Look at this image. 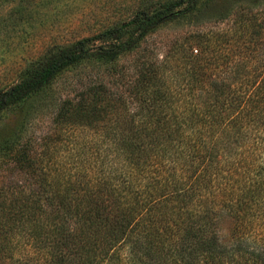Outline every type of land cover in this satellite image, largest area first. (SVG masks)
I'll list each match as a JSON object with an SVG mask.
<instances>
[{"label":"trees","instance_id":"16d2710c","mask_svg":"<svg viewBox=\"0 0 264 264\" xmlns=\"http://www.w3.org/2000/svg\"><path fill=\"white\" fill-rule=\"evenodd\" d=\"M221 1L163 3L50 48L0 90V114ZM181 41L183 73L148 92L138 123L121 126L107 170L55 166L6 143L33 181L29 197L3 207L0 264H264V14L241 11L228 29ZM153 68L142 66L139 93L159 79Z\"/></svg>","mask_w":264,"mask_h":264},{"label":"rangeland","instance_id":"374dc122","mask_svg":"<svg viewBox=\"0 0 264 264\" xmlns=\"http://www.w3.org/2000/svg\"><path fill=\"white\" fill-rule=\"evenodd\" d=\"M172 1L0 0V90L17 82L50 48L126 24L137 11H153ZM245 10L264 14V0L214 2L201 13L161 26L116 62L102 68L79 65L25 103L1 113L0 217L5 216L3 207L29 197L33 181L26 166L13 163L8 141H19L37 159L55 166L107 170L109 149L126 134L121 126L138 123L148 92L156 85L173 87L183 73L177 68L186 54L182 38L218 34L234 25L236 15ZM142 66L154 67L159 76L144 94L136 88ZM229 228L224 226V235Z\"/></svg>","mask_w":264,"mask_h":264}]
</instances>
